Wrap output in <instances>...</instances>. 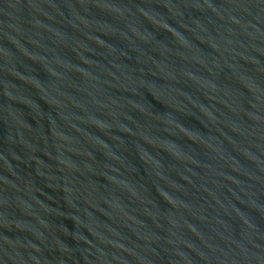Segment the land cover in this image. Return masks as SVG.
I'll return each instance as SVG.
<instances>
[{"label":"water","instance_id":"water-1","mask_svg":"<svg viewBox=\"0 0 264 264\" xmlns=\"http://www.w3.org/2000/svg\"><path fill=\"white\" fill-rule=\"evenodd\" d=\"M0 264H264V0H0Z\"/></svg>","mask_w":264,"mask_h":264}]
</instances>
